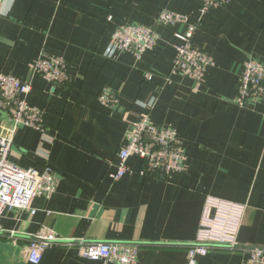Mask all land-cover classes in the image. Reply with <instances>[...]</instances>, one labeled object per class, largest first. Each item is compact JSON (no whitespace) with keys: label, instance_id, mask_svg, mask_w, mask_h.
I'll return each instance as SVG.
<instances>
[{"label":"crops","instance_id":"crops-1","mask_svg":"<svg viewBox=\"0 0 264 264\" xmlns=\"http://www.w3.org/2000/svg\"><path fill=\"white\" fill-rule=\"evenodd\" d=\"M201 0H0V72L32 89L27 102L43 111L44 134L19 126L10 160L43 171L45 154L58 183L28 210L0 218V264H118L81 257L76 241L140 244L136 264H188L207 195L244 203L237 233L240 248H217L194 264H242L244 248L264 247V100L235 102L243 65L264 57V0H230L200 11ZM196 24L191 43L206 53L198 88L169 75L183 23L159 24L161 10ZM126 23L152 27L159 38L140 59L118 51L108 57L114 30ZM61 56L70 81L54 84L32 72L38 56ZM144 71L154 75L146 80ZM117 96L113 111L102 106L104 89ZM149 113L154 125L176 130L174 144L185 168L170 174L130 170L113 180L117 151L128 124ZM9 122L0 116V131ZM41 225L61 241L38 263L26 259L28 240Z\"/></svg>","mask_w":264,"mask_h":264},{"label":"built area","instance_id":"built-area-1","mask_svg":"<svg viewBox=\"0 0 264 264\" xmlns=\"http://www.w3.org/2000/svg\"><path fill=\"white\" fill-rule=\"evenodd\" d=\"M229 1L201 0L200 11L204 12ZM155 20L159 24L186 25L185 31L176 33L178 42L169 75L188 77L197 89L211 59L191 43L196 24L190 23L185 15L166 9L161 10ZM158 38V33L152 27L126 23L114 30L106 54L113 57L118 51H123L140 59L146 50L154 47ZM30 68L33 73L54 84H66L70 81L67 62L61 56H38L32 61ZM153 75L150 71L143 73L146 80H151ZM31 89L32 85L28 81L0 72V116L5 113L9 122L8 127L0 131V218L6 211L15 209L28 210L34 214L36 209L32 207L33 200L39 196L50 197L58 183V177L45 154L41 172L33 167H21L9 158L13 135L19 126H29L44 134L42 109L27 102ZM99 100L110 111L117 104L116 94L107 88L99 94ZM260 100H264V57L250 56L243 65L235 102L244 106ZM175 139V129L154 125L149 113H143L140 119L128 124L124 141L117 151L116 171L111 174V178L116 180L130 170V157H137L142 161L141 173L170 174L182 171L185 168V157L182 150L174 144ZM245 206L244 203L225 198L211 195L205 197L195 239L186 246L188 264H194L197 256L213 249L240 248L237 233ZM60 242L62 241L54 228L41 225L28 240L27 261L38 263L46 248ZM76 244L81 257L118 264H136L140 247L139 243L131 241L79 239ZM244 249L248 257L242 264H264V247L250 246Z\"/></svg>","mask_w":264,"mask_h":264},{"label":"water","instance_id":"water-1","mask_svg":"<svg viewBox=\"0 0 264 264\" xmlns=\"http://www.w3.org/2000/svg\"><path fill=\"white\" fill-rule=\"evenodd\" d=\"M5 113H3V115H4Z\"/></svg>","mask_w":264,"mask_h":264}]
</instances>
